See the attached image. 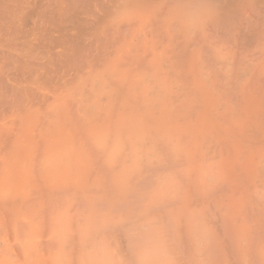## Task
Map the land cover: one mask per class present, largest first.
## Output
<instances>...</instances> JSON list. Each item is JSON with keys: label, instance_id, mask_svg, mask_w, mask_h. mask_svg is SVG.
<instances>
[{"label": "bare ground", "instance_id": "bare-ground-1", "mask_svg": "<svg viewBox=\"0 0 264 264\" xmlns=\"http://www.w3.org/2000/svg\"><path fill=\"white\" fill-rule=\"evenodd\" d=\"M0 264H264V0H0Z\"/></svg>", "mask_w": 264, "mask_h": 264}, {"label": "clouds", "instance_id": "clouds-1", "mask_svg": "<svg viewBox=\"0 0 264 264\" xmlns=\"http://www.w3.org/2000/svg\"><path fill=\"white\" fill-rule=\"evenodd\" d=\"M193 230L194 233L198 238L202 237L204 235L203 231L201 230L200 226L196 223L193 224Z\"/></svg>", "mask_w": 264, "mask_h": 264}]
</instances>
